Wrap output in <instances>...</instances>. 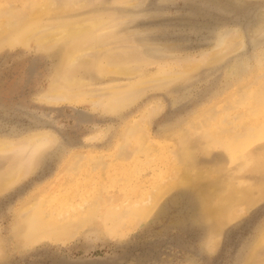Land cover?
I'll return each instance as SVG.
<instances>
[{
    "label": "rangeland",
    "instance_id": "rangeland-1",
    "mask_svg": "<svg viewBox=\"0 0 264 264\" xmlns=\"http://www.w3.org/2000/svg\"><path fill=\"white\" fill-rule=\"evenodd\" d=\"M263 101L264 0H0V264H264Z\"/></svg>",
    "mask_w": 264,
    "mask_h": 264
},
{
    "label": "bare ground",
    "instance_id": "bare-ground-1",
    "mask_svg": "<svg viewBox=\"0 0 264 264\" xmlns=\"http://www.w3.org/2000/svg\"><path fill=\"white\" fill-rule=\"evenodd\" d=\"M83 22H84V21H83ZM91 23H92V22H91ZM81 24H82V23H81ZM75 25H77V24H75ZM72 26H73V24H72ZM72 26H71V27H72ZM77 26H78V25H77ZM77 26H73V27H72V28H75V27H76V28L74 29V31H76V29H78ZM83 26H84V25H83ZM83 26H82V27H83ZM88 26H89V25H88ZM88 26H87V27H88ZM91 26H92V25H91ZM89 27H90V26H89ZM57 29H58V28H57ZM59 29H60V28H59ZM50 31H52V30H50ZM74 31H72L70 34H75ZM59 32L61 33V35H59L58 37H60V36L62 37V35H63L64 33H65V35L67 34L63 29H60ZM53 33H56V35L53 34ZM53 33L49 34L48 36L46 35V37H45L44 40L48 41L50 38L53 37V36H51V35H54V36H57V35H58V34H57V33H58L57 31H55V32H53ZM49 36H50V37H49ZM58 37H57V38H58ZM74 38H75V37H74ZM53 39H54V37H53ZM67 39H68V38H67ZM69 39H70V38H69ZM54 40H56V39H54ZM58 40H60V38H58ZM58 40L55 41V42H58ZM39 44H40V43H39ZM37 46H38V45H37ZM223 48H224V47H223ZM224 49H225V48H224ZM66 82H67V81H66ZM60 91H61V90H60ZM59 95H60V94H59ZM63 97H64V96H63ZM59 99H60V98H59ZM85 99H86V98H85ZM263 102H264V101H263ZM262 104H263V103H261V105H262ZM263 105H264V104H263ZM263 105H262V106H263ZM262 106H261V107H262ZM258 108L260 109V107H258ZM255 112H257V111H255ZM4 148H5V147H4ZM76 164H77V163H76ZM77 171H78V170H77ZM34 208H35V207H34ZM37 208L40 209V207H37ZM37 208H35V209H37ZM31 210H32V209H31ZM36 211H37V210H36ZM32 212H33V211H32ZM34 212H35V211H34ZM31 217H32V216H31ZM35 219H36V218H35Z\"/></svg>",
    "mask_w": 264,
    "mask_h": 264
}]
</instances>
